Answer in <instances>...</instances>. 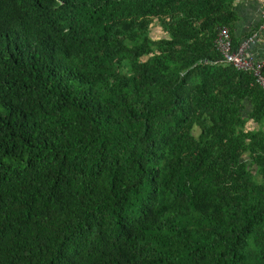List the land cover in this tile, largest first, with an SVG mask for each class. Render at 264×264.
I'll list each match as a JSON object with an SVG mask.
<instances>
[{
  "label": "trees",
  "instance_id": "16d2710c",
  "mask_svg": "<svg viewBox=\"0 0 264 264\" xmlns=\"http://www.w3.org/2000/svg\"><path fill=\"white\" fill-rule=\"evenodd\" d=\"M236 3L0 0V264H264Z\"/></svg>",
  "mask_w": 264,
  "mask_h": 264
},
{
  "label": "built area",
  "instance_id": "2783aa9c",
  "mask_svg": "<svg viewBox=\"0 0 264 264\" xmlns=\"http://www.w3.org/2000/svg\"><path fill=\"white\" fill-rule=\"evenodd\" d=\"M256 40L257 34L255 33L253 36L245 38L235 48L230 30L227 27H222L215 39V46L224 63L232 65L237 70L252 72L257 83L264 89V61L257 58L253 53Z\"/></svg>",
  "mask_w": 264,
  "mask_h": 264
},
{
  "label": "crops",
  "instance_id": "0c3cea01",
  "mask_svg": "<svg viewBox=\"0 0 264 264\" xmlns=\"http://www.w3.org/2000/svg\"><path fill=\"white\" fill-rule=\"evenodd\" d=\"M236 4L240 18L235 29V35L250 33L259 27L255 32L257 42L253 47V53L257 58L264 61V0H237Z\"/></svg>",
  "mask_w": 264,
  "mask_h": 264
},
{
  "label": "rangeland",
  "instance_id": "374dc122",
  "mask_svg": "<svg viewBox=\"0 0 264 264\" xmlns=\"http://www.w3.org/2000/svg\"><path fill=\"white\" fill-rule=\"evenodd\" d=\"M163 35V32H162V28L160 26H155L154 29H153V34L152 36L153 37H159ZM257 42V41H256Z\"/></svg>",
  "mask_w": 264,
  "mask_h": 264
}]
</instances>
